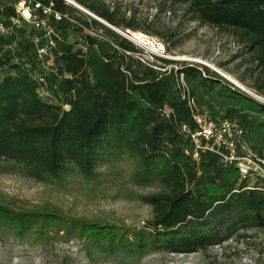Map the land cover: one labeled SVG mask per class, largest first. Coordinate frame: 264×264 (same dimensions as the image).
Returning a JSON list of instances; mask_svg holds the SVG:
<instances>
[{
	"label": "trees",
	"instance_id": "1",
	"mask_svg": "<svg viewBox=\"0 0 264 264\" xmlns=\"http://www.w3.org/2000/svg\"><path fill=\"white\" fill-rule=\"evenodd\" d=\"M34 1L53 3L54 10L74 22L55 20L39 9L46 25L36 27L17 13L20 0H0V170L19 169L54 185L78 174L94 186L102 175L98 162L130 159L135 185L159 181L163 189L140 195L153 212L146 230L129 232L71 217L53 205L18 212L0 204V222L6 221L18 236L91 240L112 251L153 246L172 253L207 250L241 230L264 227V175L254 167L243 173L218 152L200 149L194 155L191 135L182 126L195 130L198 124L188 101L174 87L171 72L129 58L127 54L138 50L126 39L118 56L105 55L95 64L72 39L74 30L84 28L75 15L78 9L65 0ZM76 1L114 26L135 28L93 2ZM180 1L202 23L240 33L256 88L264 92V0ZM1 27L8 32L2 33ZM81 39L87 47L96 44L89 34ZM179 73L195 103L201 93L222 100L227 109L218 117L238 121L248 150L264 160V102L206 66L186 63ZM252 176L254 185L249 184Z\"/></svg>",
	"mask_w": 264,
	"mask_h": 264
},
{
	"label": "rangeland",
	"instance_id": "2",
	"mask_svg": "<svg viewBox=\"0 0 264 264\" xmlns=\"http://www.w3.org/2000/svg\"><path fill=\"white\" fill-rule=\"evenodd\" d=\"M87 2L109 10L116 21L130 22L135 27L114 26L93 12L99 19L74 6L78 9L75 15L80 17L84 28L82 31L74 30L72 39L77 41V48L81 47L92 56L95 64L105 55L117 53L118 56L122 52L120 43L126 39L138 50L127 56L156 71L171 72L174 87L177 86L176 74L184 64H200L208 67L211 73L220 75L218 72L224 71L230 74L243 86L239 88L232 83L236 89L264 102V92H258L256 88L248 49L237 30L202 23L180 0ZM82 34L94 37L96 44L87 47L81 39ZM196 107L199 114L212 118L225 114L227 109L215 94L204 93L196 98ZM248 118L250 121L253 116ZM253 153L254 161L245 163L256 166L259 156L257 151ZM97 169L102 175L94 186L78 174H71L67 181L54 185L38 181L19 169L0 170V204L18 212L53 205L68 216L93 219L101 225L125 227L129 232L148 229L153 212L140 195L160 192L163 189L161 183L135 185L131 179L133 162L130 159L102 160L98 162ZM255 183L256 176H252L249 184ZM0 264H264V227L241 230L207 250L172 253L153 246L141 249L122 247L112 251L106 244H96L91 240L74 238L65 242L55 236L50 240L18 236L8 229L6 221H1Z\"/></svg>",
	"mask_w": 264,
	"mask_h": 264
},
{
	"label": "built area",
	"instance_id": "3",
	"mask_svg": "<svg viewBox=\"0 0 264 264\" xmlns=\"http://www.w3.org/2000/svg\"><path fill=\"white\" fill-rule=\"evenodd\" d=\"M65 1L72 5L69 2L71 0ZM52 5L53 3L51 5H43L41 2L34 0H20L16 7L17 13L26 21L34 23L36 27L46 25L45 20L37 12L39 9L47 16L52 15L55 20L61 21L67 18L69 21L74 22L68 15L54 10ZM13 23L18 25L20 20L13 19ZM1 31L5 33L8 32V29L1 27ZM40 53H46V49H41ZM176 83L181 98L188 101L198 124V128L195 130H191L189 125L182 126V131L191 135V140L195 148L194 155L197 156L200 149L218 152L225 161L238 165L243 173H247L250 168L254 167L256 170L259 168L264 175V167H262L264 160H259L262 164L254 162L256 166L250 164L254 161L253 153L248 150L245 143V130L242 125L233 119L223 117L212 118L197 113L195 99L192 97L190 85L186 81L183 73L176 74ZM165 108V111L169 113L168 107ZM245 161L250 163L247 164Z\"/></svg>",
	"mask_w": 264,
	"mask_h": 264
},
{
	"label": "water",
	"instance_id": "4",
	"mask_svg": "<svg viewBox=\"0 0 264 264\" xmlns=\"http://www.w3.org/2000/svg\"><path fill=\"white\" fill-rule=\"evenodd\" d=\"M69 2H70L72 5H74V6L78 7V8H80V7L77 6L73 1H69ZM80 9H81V8H80ZM89 14L92 15L93 17L99 19L96 15L94 16V15L91 14L90 12H89ZM218 73H219L222 77H224L226 80H228V81H230L231 83H233L234 85H236L237 87L242 88L241 86L237 85L233 80H231L230 78H228L225 74H223V73H221V72H218Z\"/></svg>",
	"mask_w": 264,
	"mask_h": 264
},
{
	"label": "bare ground",
	"instance_id": "5",
	"mask_svg": "<svg viewBox=\"0 0 264 264\" xmlns=\"http://www.w3.org/2000/svg\"><path fill=\"white\" fill-rule=\"evenodd\" d=\"M71 1H73L77 6H79L74 0H71ZM81 9H83V7H81V6H79ZM83 10H85V9H83ZM86 12H89V11H87V10H85ZM91 13V12H90ZM92 14V13H91ZM94 15V14H93ZM95 16V15H94ZM220 71H222V70H220ZM222 73L223 74H225L228 78H230L231 80H233L237 85H239V86H241L242 88H243V86H242V84L240 83V82H238L236 79H234L230 74H228V73H226V72H224V71H222Z\"/></svg>",
	"mask_w": 264,
	"mask_h": 264
}]
</instances>
